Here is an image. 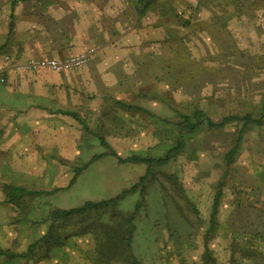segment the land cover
I'll return each mask as SVG.
<instances>
[{
	"label": "rangeland",
	"instance_id": "1",
	"mask_svg": "<svg viewBox=\"0 0 264 264\" xmlns=\"http://www.w3.org/2000/svg\"><path fill=\"white\" fill-rule=\"evenodd\" d=\"M120 1L137 9L130 21L136 43L128 57H121L130 64L111 80V94L102 98V106L77 113L86 130L74 120L69 126L56 119L63 131L57 130L56 143L43 159L49 162L38 165L25 184L36 191H58L16 202L10 223L20 233L13 242L2 243L3 249L26 253L47 233L54 208L108 199L138 183L147 165L118 163L117 157H162L182 138L178 156L152 167L143 201L136 192L116 207L130 214L141 203L133 221V255L141 264H203L213 198L220 190L215 229L207 240L210 255L216 264H255L252 254H264V123L244 129L230 165L224 157L237 143L241 122L218 129L204 121L191 135L184 130L180 135L176 123L188 116L195 124L196 111L213 122L260 116L264 0H150L144 16L138 14L143 6L137 0ZM94 52L92 47L80 54L87 53L89 63ZM28 60L36 59L12 68L26 71L17 66ZM59 139H64L63 147ZM95 221L108 223V214ZM55 225L59 229L51 231L30 260L0 264H92L87 222L72 218Z\"/></svg>",
	"mask_w": 264,
	"mask_h": 264
},
{
	"label": "crops",
	"instance_id": "2",
	"mask_svg": "<svg viewBox=\"0 0 264 264\" xmlns=\"http://www.w3.org/2000/svg\"><path fill=\"white\" fill-rule=\"evenodd\" d=\"M133 4L120 0H0L1 249L2 243L13 242L20 233L10 223L17 200L12 201L15 206L9 205L5 187L36 191L25 183L38 165L49 162L43 159L56 143L57 130L63 131L56 127V119L69 126L74 120L61 112L81 113L102 106V98L111 94V80L124 74L120 69L130 64L121 57H128L136 43L134 29H130L137 11ZM147 9L140 8L138 14L144 16ZM92 47L91 61L81 67L61 72L12 68L27 59H62ZM59 142L65 145L64 139ZM4 259L8 258H0V262Z\"/></svg>",
	"mask_w": 264,
	"mask_h": 264
},
{
	"label": "trees",
	"instance_id": "3",
	"mask_svg": "<svg viewBox=\"0 0 264 264\" xmlns=\"http://www.w3.org/2000/svg\"><path fill=\"white\" fill-rule=\"evenodd\" d=\"M143 7L148 6V1H140ZM127 108L132 106L126 105ZM63 115H68L77 121L83 129L86 130V125L84 121L77 115L75 112L63 111ZM204 115L200 111H196L193 114V117L197 119L195 124L191 123L188 116H184L181 121L176 123L177 128L179 129V134L182 135L184 130L188 135L195 133L206 121V124L209 128H218L221 129L226 126L229 122L239 121L241 122V130L238 133L237 143L225 154L224 160L226 165H230L234 161V156L238 150V143L240 142L242 133L244 129L250 125H261L264 123V100L261 104V113L257 118H253L251 115L244 116H226L223 117L220 121L213 122L208 118L204 120ZM100 144L110 149L109 145L103 140L102 137H98ZM184 148V142L182 138L176 140L175 146L171 148L167 153L162 157H142L137 155H130L125 159L117 157L118 163H136V164H146L147 169L146 173L140 177L139 182L131 186L130 189L122 191L120 194L100 201H85L82 205L74 207L71 209H60L54 208L50 211L49 219L51 220L49 229L44 235L43 239H39L31 243L26 250V253L23 255H17L12 253L9 250H3L0 248V258H14L19 256L30 260L33 257L34 251L41 242L45 241L52 230H57L59 221H66L68 219L75 218L81 224L87 222L88 231L93 237V253L90 255L92 264H141L133 255L132 252V239L133 232L135 230L134 219L136 214L141 207V203L135 205L134 210L130 214L120 213L116 210L118 203L129 194L138 193L141 197V202L143 201L144 192L147 188V180L149 177L153 178L152 167L161 166L167 164L171 159H174L178 156L180 150ZM110 155L116 156L114 152H110ZM97 158V157H93ZM80 169L76 170L75 176L78 174ZM75 176L72 178L69 186L74 182ZM5 190L9 197V201L12 202L17 200L24 201L27 198L39 197L44 195H51L58 191V189H53L51 191H32L27 190L22 187H12L6 186ZM220 199V190L215 194L213 198V205L211 213L208 220V227L205 234V247L202 255L203 264H216L215 259L210 255V251L207 248V240L211 232L215 229L216 218L215 214L217 212V207L219 205ZM108 214V223L99 224L95 221L97 216H102ZM90 218H93L92 222H88ZM62 226V225H60ZM84 230V229H83ZM82 232V231H81ZM252 257L255 261V264H264V254L261 252H254ZM231 264H234L232 261Z\"/></svg>",
	"mask_w": 264,
	"mask_h": 264
},
{
	"label": "built area",
	"instance_id": "4",
	"mask_svg": "<svg viewBox=\"0 0 264 264\" xmlns=\"http://www.w3.org/2000/svg\"><path fill=\"white\" fill-rule=\"evenodd\" d=\"M89 60L87 53H82L76 56L67 57L64 59H36L28 60L24 64L17 66L19 69L26 71L47 69L54 72L65 71L85 65Z\"/></svg>",
	"mask_w": 264,
	"mask_h": 264
}]
</instances>
